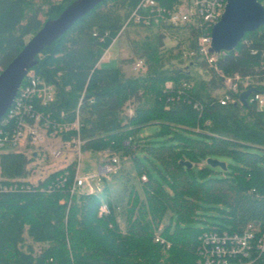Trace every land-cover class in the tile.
Wrapping results in <instances>:
<instances>
[{"label":"trees","instance_id":"obj_1","mask_svg":"<svg viewBox=\"0 0 264 264\" xmlns=\"http://www.w3.org/2000/svg\"><path fill=\"white\" fill-rule=\"evenodd\" d=\"M73 1L0 0V71L27 36ZM110 1L116 8L106 6ZM136 2L103 0L44 46L31 69L55 85V99L46 108L53 117L73 120L79 109L84 150L109 149L121 163L130 160V174L146 180L114 193L113 174L102 192L73 194L68 208L60 202L69 198L64 189L39 190L64 169L48 174L33 192L0 193V264H198L204 233L241 231L250 221L264 231V153L257 150L264 151V111L238 102L220 105L224 85L215 70L197 56L189 66L205 69L207 79L172 65L159 52L164 34L151 33L152 28L129 27L143 32L131 45L148 65L144 75L127 76L118 64L97 66ZM94 30L110 36L99 41ZM169 33L187 40L185 31ZM176 47L169 55L181 62L183 48ZM262 50L264 26L246 33L234 50L219 57L217 67L225 75L260 81ZM250 88L264 92L258 83ZM127 102L134 104L132 115L124 113ZM194 102L202 105L200 111ZM148 126L154 131H146ZM208 158L223 161L225 169L211 166ZM29 162L24 153L2 152L0 181L26 178ZM102 202L110 213L98 216ZM208 211L218 213L220 223L196 227Z\"/></svg>","mask_w":264,"mask_h":264},{"label":"built area","instance_id":"obj_2","mask_svg":"<svg viewBox=\"0 0 264 264\" xmlns=\"http://www.w3.org/2000/svg\"><path fill=\"white\" fill-rule=\"evenodd\" d=\"M257 1L264 8V0ZM226 2V0H137L120 30L111 39L109 46L104 49L97 66L111 61L109 53L111 45L122 32L131 26L152 28L164 33L185 31L188 36L182 45L183 59L190 60L197 56L222 78L224 91L217 99L220 105L229 102L240 103L238 95L241 91L257 83L264 85V72L260 81H254L252 77L242 76L239 73L225 75L217 67L219 57L226 51L218 53L210 51L211 30L221 18ZM92 35L99 41H104L110 36V32L94 30ZM192 40L194 46L190 47L188 45ZM252 53L256 54L257 51L253 50ZM261 56L264 57V50H262ZM142 64L143 61L138 59L135 67H141ZM54 99L55 85L48 83L44 77L30 69L24 76L12 104L0 119V153L9 149L18 151L21 148L44 150L42 147L47 139H59L58 146L52 148L58 143L51 144V148L48 149L49 154L54 158H60L69 149L73 155L76 154V157L74 156L72 161L61 168L64 169L61 175L49 182L46 187H40L39 190L51 193L64 189L69 198L62 199L60 202H65L68 206L76 191L85 187L89 192L97 189L93 185L97 175L81 174V151L84 150L83 146L86 140L80 134L79 109L77 108L73 120H58L46 109ZM247 100L257 110L264 111V92L253 89ZM193 108L200 111L202 105L194 102ZM60 114L63 115V112ZM132 114L133 109L130 108L127 115ZM66 133H69V138L63 139V135ZM108 156L107 162L100 165V169L107 175L116 174L120 167V158L117 153L113 152ZM71 173L73 174L72 181L65 188V183H68L67 180ZM140 178L142 181L146 180L145 175ZM41 181L43 180L31 182L26 178L11 180L7 183L0 181V193L33 192L37 190ZM98 211H101L100 216L110 213L106 202L100 204ZM199 255L198 264H264V231L261 230L260 223L252 221L247 222L241 231L210 230L203 235Z\"/></svg>","mask_w":264,"mask_h":264},{"label":"water","instance_id":"obj_3","mask_svg":"<svg viewBox=\"0 0 264 264\" xmlns=\"http://www.w3.org/2000/svg\"><path fill=\"white\" fill-rule=\"evenodd\" d=\"M103 0H74L54 19H48L26 42L16 57L0 72V119L13 102L26 73L36 64L40 50L62 36L78 19ZM225 10L211 30L210 51L230 52L248 32L264 26V8L257 0H226ZM253 88L239 93V102L248 106ZM189 165L188 162H183ZM211 166L225 169V163L208 158Z\"/></svg>","mask_w":264,"mask_h":264},{"label":"rangeland","instance_id":"obj_4","mask_svg":"<svg viewBox=\"0 0 264 264\" xmlns=\"http://www.w3.org/2000/svg\"><path fill=\"white\" fill-rule=\"evenodd\" d=\"M113 5V2L110 1L107 3V7ZM114 6V5H113ZM116 8V6H114ZM140 31V32H138ZM151 33H158L157 30H151ZM161 32V31H160ZM163 33V47L160 48L159 52H161L162 54H167V57H165V59H168V61L170 60V63L172 65H174L175 67H180V69H183L186 71V69L190 70L193 74L196 75V77L201 78V77H205L206 79L209 77L207 75H205V69L203 68H199L196 66H189V60L187 59H182L181 62H179V57H175L169 55L170 51L172 53V55H174L178 48L176 47V45H180V47L183 45L184 41L180 40V38L182 39V37L177 34V35H171L170 33ZM143 34V32H141V29L138 28H129L127 30H125L124 32H122L120 34V36L117 38V40L113 43V45H111L109 53L111 54V61L104 63L107 65H119L120 68L123 70V72L127 75V76H142L146 73L148 65L146 66L143 62L141 67H135L136 66V62L138 61V59H141L139 56H137L134 51H133V47L131 45L132 40H137L138 37H140L139 35ZM32 36L29 35L26 37V42L31 38ZM181 42V43H180ZM180 43V44H178ZM186 44V43H185ZM173 57V58H172ZM143 61V59H141ZM165 65H167V61L165 60ZM189 66V67H187ZM222 92V89H218L216 90V94L220 95ZM134 107V104L131 102H127L124 106V113L128 114V110ZM146 131L149 132H153L154 131V127L153 126H148ZM64 139V138H63ZM58 143L59 139L57 140H46V143L43 145V149L44 150H39V149H27V148H21L16 152H20V153H24L29 159L30 162L27 165V168L29 169V175L26 177V179H29L31 182H37L39 180H43L48 174H50L53 171L59 170L61 168L64 167V165L68 164L70 161H72V159H74L76 157V154L73 155V153L71 152V150L68 149L67 152H65L66 154H64L62 157L60 158H54L52 157L49 152L48 149L51 148L50 146H52V143ZM59 143L56 145H53L52 148L58 146ZM67 150V148H66ZM260 152H263V150L261 149H257ZM111 152L109 151V149H104V150H99V151H92V150H83L81 151L82 154V167H81V174L83 175H88V174H95L97 175L96 180L93 182L94 186L97 187V189L95 190V192H102L103 186L105 184V181H111L114 177L113 175H107L104 172H102V170L100 169V165H104L107 161V159L109 158L108 154H110ZM1 154V153H0ZM75 156V157H74ZM120 167L118 172L115 174V177L117 178V183L112 188V192H116L118 191L119 188H127L129 189V184L130 183H135L136 185L139 186V183L141 180V178L138 180L135 178V176L133 175V173H129L126 169H131V162L129 159H125L122 163H119ZM148 166L150 167V165L148 164ZM151 169V167H150ZM152 170V169H151ZM129 173V174H128ZM1 177V176H0ZM141 177V176H140ZM86 188V187H85ZM85 188L80 189L76 192L80 193H87L89 191H87ZM120 190V189H119ZM127 192V190H126ZM63 200H67L66 198H63ZM61 201V200H60ZM65 203V202H64ZM70 205V204H69ZM68 205V206H69ZM67 206V208H68ZM101 212V211H100ZM98 211L97 215H99L100 213ZM101 214V213H100ZM108 215V214H106ZM218 213L214 212V211H208L205 212V215L201 216L199 220H197L194 225L196 227L199 228H207L210 227L211 225L216 224V223H220V219H218L217 217ZM40 246H36V250H39Z\"/></svg>","mask_w":264,"mask_h":264}]
</instances>
